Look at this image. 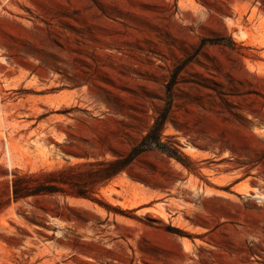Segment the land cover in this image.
<instances>
[{
    "label": "rangeland",
    "instance_id": "1",
    "mask_svg": "<svg viewBox=\"0 0 264 264\" xmlns=\"http://www.w3.org/2000/svg\"><path fill=\"white\" fill-rule=\"evenodd\" d=\"M0 264H264V0H0Z\"/></svg>",
    "mask_w": 264,
    "mask_h": 264
},
{
    "label": "trees",
    "instance_id": "2",
    "mask_svg": "<svg viewBox=\"0 0 264 264\" xmlns=\"http://www.w3.org/2000/svg\"><path fill=\"white\" fill-rule=\"evenodd\" d=\"M155 129V125L153 124L150 130L142 136L141 140L132 147V149L129 151V153L124 157L115 158L112 160L107 161H98L96 164L103 165L101 169H98L92 173L94 176V180H108L111 177H113L115 174H117L120 170H122L129 162L132 161V159L139 154L140 152L146 150L151 144H156L157 141L152 136V132ZM48 178L49 176L56 174V172H48L45 173ZM38 177L34 175H26L21 174L17 175L13 173V176L11 178V193L13 199L17 200L19 198H23L29 194H35L40 191H47L52 192L59 190V188H53L55 186H46V188H36L31 189L30 183L33 180H37ZM53 181V180H47ZM74 195L82 196V197H90V194L87 192V190L83 188H79L77 192H75Z\"/></svg>",
    "mask_w": 264,
    "mask_h": 264
}]
</instances>
